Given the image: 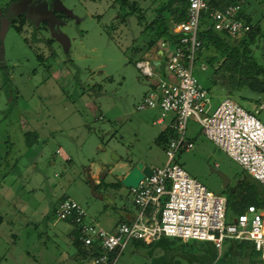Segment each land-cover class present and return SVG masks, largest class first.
<instances>
[{"label": "rangeland", "instance_id": "374dc122", "mask_svg": "<svg viewBox=\"0 0 264 264\" xmlns=\"http://www.w3.org/2000/svg\"><path fill=\"white\" fill-rule=\"evenodd\" d=\"M135 1L146 9L143 19L137 23L130 14L119 24L113 0H0V264H55L57 259L86 264L87 256L63 233L61 226L69 224L52 225L49 211L57 199L71 198L85 209L88 222L104 227L121 208L134 211L132 193L119 179L128 165L165 163V147L155 142L164 123L151 124L150 110L135 108L149 81L164 78L165 71L156 65L155 76L146 78L134 62L151 60L161 39L150 53L133 50L150 37L141 29L163 0ZM239 2L264 33V3ZM261 44L257 41V53ZM208 53H196L192 73L206 89L210 107L229 97L264 124L263 84L246 83L236 70L221 79L226 57L212 63L218 70L212 77ZM164 60L163 55L160 63ZM237 85L240 91H227ZM185 138L191 148L178 150L174 161L208 190L232 199L245 175L241 166L192 119ZM216 172L226 177V187ZM89 174L97 176L94 186ZM235 215L226 209V222ZM206 244L164 237L150 251L129 240L116 264H209Z\"/></svg>", "mask_w": 264, "mask_h": 264}, {"label": "built area", "instance_id": "2783aa9c", "mask_svg": "<svg viewBox=\"0 0 264 264\" xmlns=\"http://www.w3.org/2000/svg\"><path fill=\"white\" fill-rule=\"evenodd\" d=\"M185 3L186 19L169 27V32L178 37L169 44L164 40L157 43L165 56L163 63H158L167 76L157 77L136 105L137 109H158L160 118L171 115L168 127L174 136L164 148L165 163L151 168L149 176L129 188L134 211L110 230L88 222L85 209L67 196L53 210L54 218L73 223L83 246L96 251L90 256V264H116L129 240L149 244L161 237L209 241L218 252L224 239L247 240L264 262V203L248 204L226 222V196L208 190L174 161L178 150L191 147L185 129L187 120L192 119L204 137L253 180L264 185V124L229 97L211 108L206 89L192 73L196 53L201 48L198 30L210 29L233 38L243 36L250 26L239 16V3L223 8L209 7L207 0H185ZM134 63L146 78L155 76L158 63L155 65L147 58ZM202 64L200 69H205Z\"/></svg>", "mask_w": 264, "mask_h": 264}, {"label": "trees", "instance_id": "16d2710c", "mask_svg": "<svg viewBox=\"0 0 264 264\" xmlns=\"http://www.w3.org/2000/svg\"><path fill=\"white\" fill-rule=\"evenodd\" d=\"M151 1L157 2L159 0ZM259 1L264 3V0ZM113 3L118 5V10L116 12V15L118 16L117 23H125L130 14L135 15L137 23H140L143 19V14L146 9L141 8L135 0H113ZM159 3V7L154 11L153 17L149 22L144 23L141 29V32L148 31L150 37L142 46L133 47L134 52H139L142 49L147 51L159 39L164 40L169 44L172 40H175L178 37V34H171L169 32V27L186 19L185 0H163ZM234 3H239L241 6L239 0H207V5L213 8H223ZM239 16L249 24L250 30L248 32L243 36L231 38L226 33L210 29H200L197 32V38L200 41L201 46L198 54H202L203 56V53L208 52L209 50L212 51V53L204 55L206 56L207 64L210 67L213 62H218L221 57L227 58L225 67H221L219 70V72H221L218 73L220 77L221 74H225V72L236 70L240 76H242V79L246 80V83L251 84L252 82L260 81L264 86V33L260 25L258 23H253L250 16L243 13L242 9L240 10ZM18 18L22 20L23 15H19ZM10 24L18 30V27L15 26L12 20L10 21ZM260 40L262 44L257 53V41L259 42ZM211 70L212 77H216L214 74L217 75L218 70H215L212 67ZM241 89L242 86L237 85L233 89H228L227 91L232 92V90H234L235 92H238ZM261 91L264 93V88ZM240 97L250 99L246 95H241ZM253 101L258 103L257 99H254ZM25 133L26 135L30 134L29 132ZM173 136V130L168 127L156 136L155 142L164 148L169 138ZM116 184H119V181ZM263 203L264 185L253 180L246 172L237 182L234 193L232 194V199L226 197V209L229 208L232 211H235L236 214L242 212L248 204L261 206ZM75 238V244L80 247L85 256L89 257L96 253L95 250L92 251L79 242L76 229ZM162 238L164 237L147 244V246H150V251L159 244ZM133 241L146 245L139 240ZM201 242L202 241L193 240L194 244L201 245ZM204 242L207 243L205 248L209 254V264H264L259 256V252L254 249L250 241L224 239L219 252L211 242Z\"/></svg>", "mask_w": 264, "mask_h": 264}, {"label": "crops", "instance_id": "0c3cea01", "mask_svg": "<svg viewBox=\"0 0 264 264\" xmlns=\"http://www.w3.org/2000/svg\"><path fill=\"white\" fill-rule=\"evenodd\" d=\"M148 52L150 53V49L148 50ZM152 54H153V56L151 57L152 59V61L154 62V61H158L159 63H160V59H161V53H160V49L158 48V46L157 45H155L153 48H152ZM148 57L150 58V54L148 55ZM157 64V65H160V64ZM156 65V64H155ZM165 71V70H164ZM165 76H167V74L165 73ZM156 82V79H154V80H150L149 81V83H148V85H147V87L148 86H150V88L154 85V83ZM143 94V93H142ZM144 95V94H143ZM143 97V96H142ZM141 100V99H140ZM260 107H261V105H259ZM258 106V107H259ZM135 108H136V106H135ZM137 109V108H136ZM148 110H150V115H149V117H153L152 119H151V124H154V125H161V124H163L164 123V127L161 129V130H159L158 131V133L156 134V136L162 131V130H164L165 128H168V124H169V122H170V116L169 115H166V116H164V117H159V110L158 109H156V108H147ZM137 110H143V109H137ZM255 110V109H254ZM156 136H155V138H156ZM191 148V147H190ZM133 164V163H132ZM132 164H129L128 165V167L124 170V172L119 176V179L121 178V176L131 167V165ZM243 172H245L244 170H243ZM88 177H89V181L91 182V184H92V186H94V183L95 182H97V176L96 175H92V174H89V175H87ZM8 194H9V188H8V192H7ZM64 196V195H63ZM63 196H61L60 198H58L57 199V201L55 202V204L51 207V209H50V211H49V213L53 216V209L56 207V205L59 203L58 202V200L60 201V199L63 197ZM20 202L23 204V201H21V199H20ZM18 211H20V210H18ZM131 214H132V212L131 211H128V210H126V209H124V208H121L118 212H117V217L115 218V220L114 221H112L110 224H108V225H104V227L103 228H105V229H107V230H110V229H112V227L116 224V223H118V222H122V221H126L130 216H131ZM54 217V216H53ZM55 220V221H54ZM54 220H53V222H52V225H55L56 224V222H58V221H61V220H63V221H65V222H67L68 224H69V226H70V228H64L63 226H61V228H62V230H63V233H64V231H66L67 232V236L72 240V242L74 243V245H75V247H76V250L78 251V252H80L81 253V249H80V247L79 246H77L76 244H75V241H76V238H75V227H74V225H73V223L69 220V219H56V218H54ZM136 243V242H135ZM160 243V242H159ZM140 244H142V243H140ZM158 244V243H157ZM143 245V244H142ZM144 246H147V244L146 245H144ZM150 247V246H149ZM150 249V248H149ZM84 255V254H83ZM87 260H86V264H90V256L89 257H87L86 258ZM78 260V259H77ZM80 260V259H79ZM65 263L64 264H74V263H72V261L71 260H66V261H64ZM55 264H61L60 262H59V260L57 259L56 260V263Z\"/></svg>", "mask_w": 264, "mask_h": 264}, {"label": "water", "instance_id": "95a60500", "mask_svg": "<svg viewBox=\"0 0 264 264\" xmlns=\"http://www.w3.org/2000/svg\"><path fill=\"white\" fill-rule=\"evenodd\" d=\"M161 52V50H160ZM154 64H157L158 61H154ZM151 172V168L149 166L143 165L140 162H135L131 165V167L121 176L120 184L126 188H134L137 186L139 180H141L144 176H149ZM221 179L222 187H226L228 180L226 177L220 173L216 172Z\"/></svg>", "mask_w": 264, "mask_h": 264}]
</instances>
